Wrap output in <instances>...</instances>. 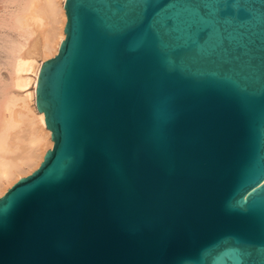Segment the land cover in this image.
Listing matches in <instances>:
<instances>
[{
  "label": "water",
  "instance_id": "obj_1",
  "mask_svg": "<svg viewBox=\"0 0 264 264\" xmlns=\"http://www.w3.org/2000/svg\"><path fill=\"white\" fill-rule=\"evenodd\" d=\"M63 8L0 264H264V0Z\"/></svg>",
  "mask_w": 264,
  "mask_h": 264
},
{
  "label": "bare ground",
  "instance_id": "obj_2",
  "mask_svg": "<svg viewBox=\"0 0 264 264\" xmlns=\"http://www.w3.org/2000/svg\"><path fill=\"white\" fill-rule=\"evenodd\" d=\"M4 2L13 9L0 19V27L14 33L18 40L0 35V48L13 71L10 80L6 74L0 76V198L20 179L35 172L53 147L44 114L36 107V85L42 64L57 55L66 25L65 0ZM33 39L39 62L23 53L26 43ZM26 73L31 75L27 77Z\"/></svg>",
  "mask_w": 264,
  "mask_h": 264
},
{
  "label": "rangeland",
  "instance_id": "obj_3",
  "mask_svg": "<svg viewBox=\"0 0 264 264\" xmlns=\"http://www.w3.org/2000/svg\"><path fill=\"white\" fill-rule=\"evenodd\" d=\"M0 1H2V0H0ZM5 1V0H4ZM4 1H2V2H0V19L2 20L4 17H6L7 16V12L8 11H10V10H12L13 9V7H8L7 6V4L4 2ZM3 5V6H2ZM5 5L7 6V7H5ZM9 5V4H8ZM5 8V9H4ZM8 10V11H7ZM0 35L1 34H6V35H8L11 39H14L15 41L16 40H18V37L14 34V33H9V31H7V29L5 28L4 29V27H0ZM34 42H35V40L33 39L32 41L30 40V41H28L27 43H26V48H24L23 50H24V52L23 53H26V56H28V57H31V59H35V60H37V62H39V59H36L35 58V56H36V53H37V51H36V47H35V49H34ZM1 44V43H0ZM32 45V46H31ZM29 46H31L33 49H31ZM9 61H8V59L6 58V56L4 55V51H3V49L2 48H0V76H2L3 78H4V75H5V78H10V77H12L13 76V71H12V66H9ZM11 75V76H10ZM24 75H26L27 77L29 76V75H31V74H29V73H26V74H24ZM10 80V79H9ZM12 93H17V91L16 90H13V92Z\"/></svg>",
  "mask_w": 264,
  "mask_h": 264
}]
</instances>
